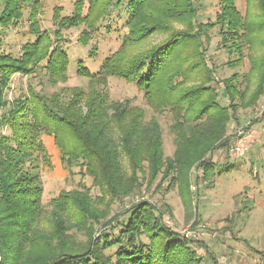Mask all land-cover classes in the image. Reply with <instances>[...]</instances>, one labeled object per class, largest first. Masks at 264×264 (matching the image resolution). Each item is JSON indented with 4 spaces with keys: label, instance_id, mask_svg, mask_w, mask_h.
Listing matches in <instances>:
<instances>
[{
    "label": "trees",
    "instance_id": "trees-1",
    "mask_svg": "<svg viewBox=\"0 0 264 264\" xmlns=\"http://www.w3.org/2000/svg\"><path fill=\"white\" fill-rule=\"evenodd\" d=\"M198 1L76 0L69 15L55 7L56 29L51 32L41 27L42 0H0V49L6 29L20 24L26 13L29 32L35 36L23 44L19 57L0 50V109L10 106L0 115V128L10 129L9 134L0 129L1 264L204 262L197 241L165 224L154 204H133L127 222L119 216L104 219L108 214L98 207L106 197L123 199L134 193L145 162L150 182L162 174L161 183L171 177L180 195L189 194L192 169L203 168L207 178L214 173L216 165L209 155L230 147L228 124L239 108H254L264 95V0H246L244 12L238 0H217L216 19L206 23L196 20ZM123 6L128 16L119 47L97 72L83 60L78 62L77 73L89 80L88 89L63 87L47 94L31 88L11 102L5 97L14 74L43 72L51 85L66 82L71 60L62 44L63 31L83 26L78 42L87 46L101 22ZM216 27L222 47L232 56L229 65L242 64L246 56L251 65L245 74L235 72L222 79L229 105L219 102L216 70L205 55L204 40L209 41L208 30ZM158 33L166 37L142 49ZM97 53L93 45L89 55ZM112 76L136 84L155 112H171L173 156H165L156 117L147 120L146 109L129 99H110L107 86ZM44 135L52 138L61 163L69 169L80 167L102 195L93 198L91 188L83 185L61 191L47 209L40 170L52 168L53 161ZM100 224L110 229L98 234ZM211 258L220 264L214 255Z\"/></svg>",
    "mask_w": 264,
    "mask_h": 264
},
{
    "label": "rangeland",
    "instance_id": "rangeland-1",
    "mask_svg": "<svg viewBox=\"0 0 264 264\" xmlns=\"http://www.w3.org/2000/svg\"><path fill=\"white\" fill-rule=\"evenodd\" d=\"M42 1L39 16L41 27L53 32L56 29L53 19L55 7L62 8L61 15H69L74 10L76 0ZM196 3L199 6L196 19L198 22L215 21L219 9L217 0H199ZM238 7L244 12L246 0H238ZM127 16L128 12L124 6L114 10L101 22L98 32L87 46L78 42L83 26L64 30L62 44L71 60L68 80L51 85L46 81L43 72L32 75L14 74L5 97L11 102L27 94L31 88L47 94L59 91L63 87L79 86L88 89L89 80L77 73L79 60H83L92 71H99L103 60L119 47L121 35L126 31L124 22ZM174 25L178 28L185 26L183 23H174ZM208 35L209 41L204 40L206 60L216 70L215 84L220 92L219 102L222 105H229L230 100L224 93L222 79L235 72L245 74L251 65L246 56L242 64L231 67L229 62L232 56L221 45L219 28L208 30ZM165 37L166 34L163 33L153 35L142 45V49L159 44ZM34 38L35 36L29 32L26 13L20 24L6 29L0 50L19 57L23 44ZM93 45H97L98 53L90 56ZM245 53L248 54L247 51ZM108 80L110 99L120 101L129 99L133 104L146 109L147 120L152 117L159 120L165 156H173L176 149V135L171 130L173 123L171 112L169 110L164 113L155 112L147 104L144 92L136 84L115 76L109 77ZM9 108L10 106L0 109V115ZM240 128L247 130L264 128V95L254 108H239L236 118L230 121L228 124V134L232 138L230 146L234 143ZM0 129L4 133H10L7 127ZM43 138L53 161L52 168L43 167L40 170L44 186L43 202L48 210L49 201L61 191L81 189L86 185L91 188L93 198L102 195L99 187L93 184V179L81 172L80 167L73 166L69 169L61 163L60 154L50 136L44 135ZM249 143L250 150L247 153L234 157L229 153L230 147L213 151L209 158L216 168L209 178L206 177L203 168L195 166L191 172L189 194L180 195L178 183L170 184L171 177L161 183L162 174L150 182L147 162H145L144 169L137 173L140 186L134 193L123 199L113 200L106 197L98 207L108 214L104 219L119 216L121 221L127 222L133 204L141 201L150 202L163 212L161 220L165 224L197 241L198 250L205 258L202 264H213L211 255H214L220 264H264V133L259 137L257 133L252 132ZM227 164H229L228 168ZM124 166L131 174V165L125 158ZM187 203L191 204L189 208ZM104 219L101 222H104ZM102 224L98 225V234L110 229L109 227L106 229ZM118 231L119 229L115 230ZM79 236L84 237L82 234ZM201 242L205 246L201 245ZM115 250L116 248H113L108 253H113Z\"/></svg>",
    "mask_w": 264,
    "mask_h": 264
},
{
    "label": "built area",
    "instance_id": "built-area-1",
    "mask_svg": "<svg viewBox=\"0 0 264 264\" xmlns=\"http://www.w3.org/2000/svg\"><path fill=\"white\" fill-rule=\"evenodd\" d=\"M262 131L264 132V128ZM252 132H253L252 128L251 130L240 128L237 131L235 141L229 148V153L231 156L234 157L235 155L247 153L250 150L249 139L252 137ZM1 263H2V252H1V246H0V264Z\"/></svg>",
    "mask_w": 264,
    "mask_h": 264
},
{
    "label": "crops",
    "instance_id": "crops-1",
    "mask_svg": "<svg viewBox=\"0 0 264 264\" xmlns=\"http://www.w3.org/2000/svg\"><path fill=\"white\" fill-rule=\"evenodd\" d=\"M263 130V129H262ZM262 130H254L253 129V132H255V133H257V136H259V137H261L262 136V134L264 133Z\"/></svg>",
    "mask_w": 264,
    "mask_h": 264
}]
</instances>
